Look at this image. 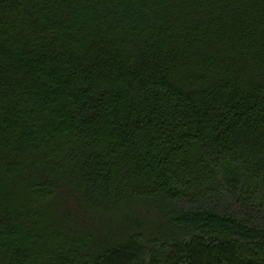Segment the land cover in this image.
Wrapping results in <instances>:
<instances>
[{
	"label": "trees",
	"instance_id": "obj_1",
	"mask_svg": "<svg viewBox=\"0 0 264 264\" xmlns=\"http://www.w3.org/2000/svg\"><path fill=\"white\" fill-rule=\"evenodd\" d=\"M0 264H264V0H0Z\"/></svg>",
	"mask_w": 264,
	"mask_h": 264
}]
</instances>
